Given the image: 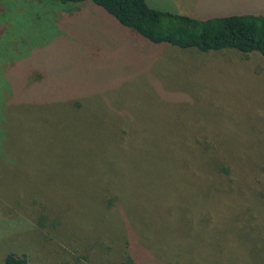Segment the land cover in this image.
<instances>
[{"label":"rangeland","instance_id":"374dc122","mask_svg":"<svg viewBox=\"0 0 264 264\" xmlns=\"http://www.w3.org/2000/svg\"><path fill=\"white\" fill-rule=\"evenodd\" d=\"M147 2L264 15V0ZM130 250L264 264V57L154 45L92 3L0 0V264Z\"/></svg>","mask_w":264,"mask_h":264},{"label":"trees","instance_id":"16d2710c","mask_svg":"<svg viewBox=\"0 0 264 264\" xmlns=\"http://www.w3.org/2000/svg\"><path fill=\"white\" fill-rule=\"evenodd\" d=\"M55 1L62 5L92 3L129 29L136 38L154 45H171L204 53L230 49L242 54L258 53L264 57L262 14L244 12L197 18L152 8L147 0ZM40 77L35 79V83L44 80ZM130 252L132 254L125 264H140L139 254ZM1 264H29V261L25 256L9 253L4 255Z\"/></svg>","mask_w":264,"mask_h":264}]
</instances>
